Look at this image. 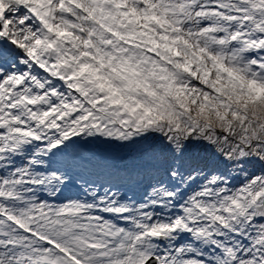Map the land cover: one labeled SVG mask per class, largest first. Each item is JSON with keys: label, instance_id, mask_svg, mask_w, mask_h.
Returning a JSON list of instances; mask_svg holds the SVG:
<instances>
[{"label": "snow or ice", "instance_id": "6c2138e0", "mask_svg": "<svg viewBox=\"0 0 264 264\" xmlns=\"http://www.w3.org/2000/svg\"><path fill=\"white\" fill-rule=\"evenodd\" d=\"M0 264H264V0H0Z\"/></svg>", "mask_w": 264, "mask_h": 264}]
</instances>
